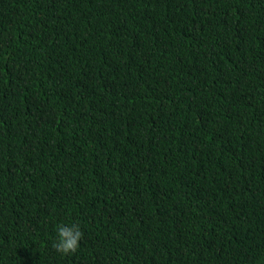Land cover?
I'll return each mask as SVG.
<instances>
[{
  "label": "trees",
  "instance_id": "1",
  "mask_svg": "<svg viewBox=\"0 0 264 264\" xmlns=\"http://www.w3.org/2000/svg\"><path fill=\"white\" fill-rule=\"evenodd\" d=\"M0 264H264V0H0Z\"/></svg>",
  "mask_w": 264,
  "mask_h": 264
},
{
  "label": "clouds",
  "instance_id": "2",
  "mask_svg": "<svg viewBox=\"0 0 264 264\" xmlns=\"http://www.w3.org/2000/svg\"><path fill=\"white\" fill-rule=\"evenodd\" d=\"M52 247L61 255L74 253L79 247L83 233L78 223H57Z\"/></svg>",
  "mask_w": 264,
  "mask_h": 264
}]
</instances>
